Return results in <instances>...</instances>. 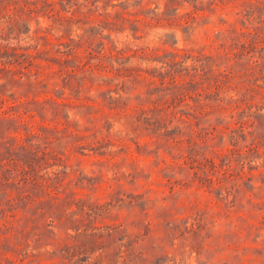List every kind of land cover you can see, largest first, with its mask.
<instances>
[{
  "label": "rangeland",
  "instance_id": "obj_1",
  "mask_svg": "<svg viewBox=\"0 0 264 264\" xmlns=\"http://www.w3.org/2000/svg\"><path fill=\"white\" fill-rule=\"evenodd\" d=\"M91 1L0 0V264H264V0Z\"/></svg>",
  "mask_w": 264,
  "mask_h": 264
},
{
  "label": "trees",
  "instance_id": "obj_2",
  "mask_svg": "<svg viewBox=\"0 0 264 264\" xmlns=\"http://www.w3.org/2000/svg\"><path fill=\"white\" fill-rule=\"evenodd\" d=\"M70 1V0H68ZM87 0H85L86 2ZM101 0H92L91 1V5H98L97 3H99ZM112 1H115L116 3H112ZM153 1H157V0H107L108 3L113 4V6H119L121 7L122 11L121 14L122 16H124V12H127L128 8H130L132 10V12L130 13V15H136V17L140 16V13H144L145 10L149 9V5L150 3H152ZM186 1V0H184ZM168 2H170V5H174V3L180 4L181 2H183L182 0H168ZM158 8V6H155L153 9H151V12L153 13V16H156L157 13H155V9ZM179 6H176L174 8H171V10H175L178 11ZM125 18V17H123Z\"/></svg>",
  "mask_w": 264,
  "mask_h": 264
}]
</instances>
